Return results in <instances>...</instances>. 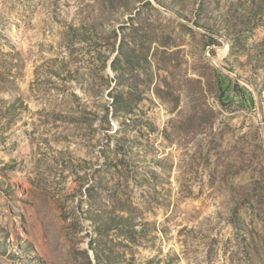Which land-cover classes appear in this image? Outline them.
Segmentation results:
<instances>
[{
  "label": "rangeland",
  "instance_id": "rangeland-1",
  "mask_svg": "<svg viewBox=\"0 0 264 264\" xmlns=\"http://www.w3.org/2000/svg\"><path fill=\"white\" fill-rule=\"evenodd\" d=\"M0 264H264V0H0Z\"/></svg>",
  "mask_w": 264,
  "mask_h": 264
}]
</instances>
